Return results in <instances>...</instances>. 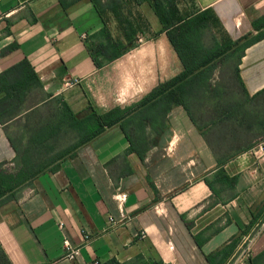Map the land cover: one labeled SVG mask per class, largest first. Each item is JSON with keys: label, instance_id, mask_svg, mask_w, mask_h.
<instances>
[{"label": "crops", "instance_id": "obj_1", "mask_svg": "<svg viewBox=\"0 0 264 264\" xmlns=\"http://www.w3.org/2000/svg\"><path fill=\"white\" fill-rule=\"evenodd\" d=\"M121 3L122 15L145 27V38L97 68L88 40L107 27L126 43L113 9L102 18L92 0H0V74L27 59L43 86L37 102L64 101L79 119L140 101L183 66L166 34L154 36L161 24L152 5ZM189 5L212 9L234 41L264 31L254 28L264 0ZM239 74L250 98L261 93L252 111L263 112L264 39L245 50ZM20 119L0 123V164L11 174L17 170L11 140L21 150L28 143L27 134L10 131L26 132ZM202 125L176 106L144 125L142 156L115 125L41 172L18 199L0 206V264H229L264 223V152L256 143L262 136L223 139ZM217 143L237 146L226 156ZM249 144L255 145L246 150ZM221 158L229 159L224 172ZM65 240L78 249L74 260L66 258ZM263 253L264 230L253 259Z\"/></svg>", "mask_w": 264, "mask_h": 264}, {"label": "trees", "instance_id": "obj_2", "mask_svg": "<svg viewBox=\"0 0 264 264\" xmlns=\"http://www.w3.org/2000/svg\"><path fill=\"white\" fill-rule=\"evenodd\" d=\"M143 1H148L152 5L161 24L160 30L154 36L166 34L182 63L183 71L180 75L160 83L148 95L131 106L118 107L104 114L93 110L90 115L82 119L76 116L66 102L53 99V103L61 105L58 114L60 120L83 136L81 143L73 147L68 157L75 156V151L80 146L115 125H120L128 137L129 150L142 156L143 147L140 137L146 123L153 124L159 119L163 120L173 107L182 106L196 124L201 126V122L193 113V107L199 101L206 102V98L217 100V105L213 108L212 115L208 119L209 123L202 125L203 128L225 134L226 137L223 139L236 140V135L240 132L252 138L262 136L260 139H264V110L263 112L252 111V105L257 104L256 100L261 93L250 98L239 74V65L245 50L263 40L264 31L256 36L247 35L234 41L225 33L212 9H198L183 15L178 7L180 0ZM92 2L102 18H105L104 13L108 8L113 9L126 40V43L115 40L107 27L91 39L94 40L93 42L88 40L91 57L96 67L102 68L136 47L140 43V37L145 34V27L139 24L135 25L128 17L122 15L119 11L121 0H112L106 5L101 0H92ZM261 26L264 27V16L254 22L256 30L260 31ZM214 28H219L222 31L221 38L214 36L212 33ZM128 44H132V48L125 50ZM231 59H235L236 63L232 77L236 87L233 85L231 88L237 89V93L242 98L239 101L236 98L231 101L227 99L225 94L228 93L230 87L226 84H217L214 89L211 84L213 74L218 69V61L225 63ZM42 89L39 76L27 59L0 74V93L5 94L0 99V123L10 122L25 113L32 115L35 106L40 101V98L38 101L33 95H40ZM203 97L204 100H202ZM26 129L29 132L28 125H26L25 131ZM40 130L34 137L30 135L23 150L19 149L18 145L10 139L17 152L15 160L17 173H8L3 168L4 164H0V206L18 199L23 189L31 185L34 178L49 168L44 169L34 164L38 150L46 146L44 143L46 137L53 136L49 127ZM221 145L217 143L215 148L219 149ZM254 145H247L246 150L252 149ZM226 146L232 149L237 145L231 143ZM225 155L229 156L230 154L226 153ZM228 161L227 158L218 160L222 172H224L223 166ZM208 259L211 260V256ZM248 264H264V253L254 259L251 258Z\"/></svg>", "mask_w": 264, "mask_h": 264}, {"label": "rangeland", "instance_id": "obj_3", "mask_svg": "<svg viewBox=\"0 0 264 264\" xmlns=\"http://www.w3.org/2000/svg\"><path fill=\"white\" fill-rule=\"evenodd\" d=\"M191 0H180L178 2V7L183 15H186L192 11ZM212 33L216 37H222L223 33L219 28H214L212 30ZM149 37V36H147ZM145 37L141 36L140 40L144 39ZM141 40V41H142ZM237 62V61H236ZM218 69L214 72L213 78L211 81L213 89L216 87V85L220 84H226L229 86V91L225 95L227 96V99L229 101L236 98L237 101L239 99H242L240 94L237 93V89H232L234 82H233V71L235 66V59H231L224 63L221 61H218ZM236 87V85H235ZM212 89V90H213ZM39 95V94H36ZM34 96L36 99L42 98L39 96ZM204 100V97L202 98ZM206 102L199 101L193 108L194 115L200 120L201 124H208V119L212 115L213 108L217 105V100L214 101L213 98H206ZM31 102V101H28ZM201 102V103H200ZM31 104V103H29ZM28 104V105H29ZM61 109V105H56L53 102H47L45 104H38L35 106V110L33 111V114L25 113L22 114L21 119L19 120L20 123L24 122L23 124L29 126V132L26 129V132H24L20 128H16V130H11L12 134L17 136L16 133H19L20 136H25L26 134L28 138L30 135L32 137L35 136V134L39 133L41 128L49 127L50 130L53 132V136H50L49 138L46 137V141L44 142L46 146L41 147L38 150V153L35 155V165H39L40 167H43L46 169L47 167L52 166L53 164L61 161L62 159L68 157L70 152H72L73 147L77 146L81 143L83 140V136L81 134H78V132L75 129H72L67 126L66 123L62 122L60 120L59 110ZM208 109H211L210 111ZM258 109V108H257ZM32 113V112H31ZM31 118H28V117ZM40 130V131H39ZM31 131V132H30ZM15 138V137H14ZM264 142V139L256 140V143ZM35 146V145H34ZM227 146L225 144H222L219 148L220 152L222 153H229L230 150L226 149ZM35 150V149H34ZM11 170L13 169V166H8ZM17 173V170L16 172Z\"/></svg>", "mask_w": 264, "mask_h": 264}, {"label": "built area", "instance_id": "obj_4", "mask_svg": "<svg viewBox=\"0 0 264 264\" xmlns=\"http://www.w3.org/2000/svg\"><path fill=\"white\" fill-rule=\"evenodd\" d=\"M141 40H139V42H141ZM76 82L77 81H75V83ZM258 147L262 152H264V142L259 143ZM263 230H264V223H262L252 235L248 236L244 240L243 244L240 246L238 250L237 255L233 258V260L229 264H248L249 260L253 258L254 241L258 238V236L262 233ZM64 244L67 250L66 258L70 260H74L78 255V249H73L67 240H65Z\"/></svg>", "mask_w": 264, "mask_h": 264}, {"label": "water", "instance_id": "obj_5", "mask_svg": "<svg viewBox=\"0 0 264 264\" xmlns=\"http://www.w3.org/2000/svg\"><path fill=\"white\" fill-rule=\"evenodd\" d=\"M132 47V44H128L126 47H125V50L129 49Z\"/></svg>", "mask_w": 264, "mask_h": 264}]
</instances>
